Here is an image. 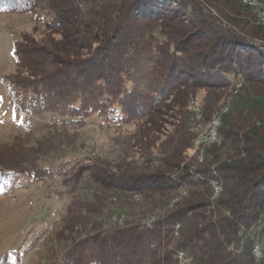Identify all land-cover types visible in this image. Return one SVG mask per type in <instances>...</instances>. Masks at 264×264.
Listing matches in <instances>:
<instances>
[{
  "label": "trees",
  "instance_id": "16d2710c",
  "mask_svg": "<svg viewBox=\"0 0 264 264\" xmlns=\"http://www.w3.org/2000/svg\"><path fill=\"white\" fill-rule=\"evenodd\" d=\"M0 11L46 16L34 27L44 37L25 33L14 46V103L70 119L59 127L67 132L94 115L115 127L107 153L67 167L69 203L52 235L64 247L54 264H180L181 253L189 264H264V249L254 252L264 232V26L253 8L0 0ZM201 91L204 126L233 101L220 143L194 151L189 103ZM212 182L222 187L218 198Z\"/></svg>",
  "mask_w": 264,
  "mask_h": 264
},
{
  "label": "rangeland",
  "instance_id": "374dc122",
  "mask_svg": "<svg viewBox=\"0 0 264 264\" xmlns=\"http://www.w3.org/2000/svg\"><path fill=\"white\" fill-rule=\"evenodd\" d=\"M253 15L255 23L264 26L258 15ZM36 18L42 23L46 18L45 13L0 11V264H54L59 261L64 246L55 243L52 235L56 231L55 225H59L66 215L65 209L69 203L66 187L69 180L64 176L68 172L67 167L76 160L85 157L92 159L107 153L115 136L113 124L106 125L96 115L87 118L77 131L73 132V128L69 127L70 132H67L59 127L67 123L71 126L70 119L60 118L52 112L33 114L14 103L9 91L16 72L14 46L25 33L35 34L37 39L47 33L43 28L34 32ZM202 97L201 91L199 100L189 103L193 113V130L198 134L194 151L204 144H212L202 139L209 125L228 113L233 101L228 99L220 115L204 126L199 107ZM56 124L57 128L53 129L52 126ZM172 129L170 126L166 128L167 131ZM203 161L201 155L199 162ZM139 162L143 160L139 159ZM37 169L42 174L35 177L41 180L32 177ZM112 172L117 173L115 169ZM219 195L215 194L214 197L218 198ZM89 198L93 200L92 196ZM178 201L175 200L173 204ZM126 214L127 211L116 212L110 222H121ZM157 216L152 214L148 223H152ZM178 230L179 226L176 227ZM260 235V242L254 251L258 257L259 247L264 249V232ZM181 254L182 260L178 255L180 264H189L188 255Z\"/></svg>",
  "mask_w": 264,
  "mask_h": 264
},
{
  "label": "bare ground",
  "instance_id": "6f19581e",
  "mask_svg": "<svg viewBox=\"0 0 264 264\" xmlns=\"http://www.w3.org/2000/svg\"><path fill=\"white\" fill-rule=\"evenodd\" d=\"M244 5H254V4H261L263 5V10H264V3H262L261 1L259 0H243L242 1ZM258 17L262 20L261 22L264 24V14H257ZM224 110V109H223ZM225 112H227V109L225 110ZM226 114V113H225ZM224 114V115H225ZM220 118L221 117H218L217 119H215L213 121V123H211L208 127V131H207V134L205 136H211L213 135L214 138H211V137H205L202 139V141H208V142H211V143H220V136L218 134V128L220 126L221 123H216L218 121H220ZM222 119V118H221ZM202 144V143H201ZM212 185L213 187L215 188V193L216 195H219L222 187L217 184V183H214L212 182ZM183 259V254H180V260ZM186 261V260H185Z\"/></svg>",
  "mask_w": 264,
  "mask_h": 264
},
{
  "label": "built area",
  "instance_id": "2783aa9c",
  "mask_svg": "<svg viewBox=\"0 0 264 264\" xmlns=\"http://www.w3.org/2000/svg\"><path fill=\"white\" fill-rule=\"evenodd\" d=\"M244 6H246L247 8H253L255 10V14H264L263 5H261L259 3L258 4H254V5H244ZM216 123H221V118H220V121H218ZM205 137L214 138L213 135H211V136H205Z\"/></svg>",
  "mask_w": 264,
  "mask_h": 264
}]
</instances>
